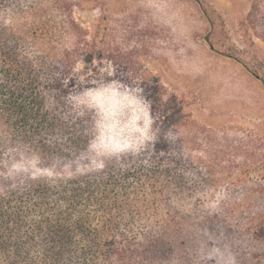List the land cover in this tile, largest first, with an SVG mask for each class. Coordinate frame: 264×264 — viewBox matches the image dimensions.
<instances>
[{"label": "trees", "instance_id": "trees-1", "mask_svg": "<svg viewBox=\"0 0 264 264\" xmlns=\"http://www.w3.org/2000/svg\"><path fill=\"white\" fill-rule=\"evenodd\" d=\"M75 5L0 0V264H219L215 249L264 264L262 157L173 121L180 107L154 78L139 80L154 143L90 167L91 114L75 116L66 97L82 87L74 65L101 55ZM258 9L245 31L264 41ZM13 158L36 166L9 178Z\"/></svg>", "mask_w": 264, "mask_h": 264}, {"label": "rangeland", "instance_id": "rangeland-1", "mask_svg": "<svg viewBox=\"0 0 264 264\" xmlns=\"http://www.w3.org/2000/svg\"><path fill=\"white\" fill-rule=\"evenodd\" d=\"M72 1L75 17L97 32L101 59L85 72L102 78L99 66L111 61L114 78L133 86L154 78L180 107L173 121L211 130L229 145L249 144L242 149L262 157L264 169V41L244 23L256 0ZM257 3L261 21L264 0ZM226 250L219 264L253 263L252 251Z\"/></svg>", "mask_w": 264, "mask_h": 264}, {"label": "clouds", "instance_id": "clouds-1", "mask_svg": "<svg viewBox=\"0 0 264 264\" xmlns=\"http://www.w3.org/2000/svg\"><path fill=\"white\" fill-rule=\"evenodd\" d=\"M85 68L86 64L82 61L74 65L72 71L80 74L77 79L82 87L70 93L66 102L77 117L91 114V139L86 157L90 167L102 169L108 158L139 156L155 141L154 117L143 89L114 78L117 72L111 61H104L99 66L102 76L99 79L92 78V69L85 72ZM35 166L36 161L13 158L6 175L12 178ZM213 254L222 256L219 249L210 252V256Z\"/></svg>", "mask_w": 264, "mask_h": 264}]
</instances>
